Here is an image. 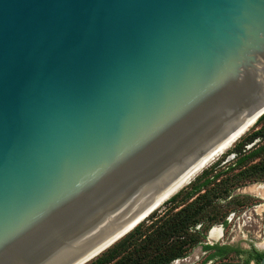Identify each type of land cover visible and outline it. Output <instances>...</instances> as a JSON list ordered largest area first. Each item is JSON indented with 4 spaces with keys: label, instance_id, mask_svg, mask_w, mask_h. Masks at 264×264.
I'll use <instances>...</instances> for the list:
<instances>
[{
    "label": "water",
    "instance_id": "95a60500",
    "mask_svg": "<svg viewBox=\"0 0 264 264\" xmlns=\"http://www.w3.org/2000/svg\"><path fill=\"white\" fill-rule=\"evenodd\" d=\"M263 115L264 0H0V264L90 263Z\"/></svg>",
    "mask_w": 264,
    "mask_h": 264
},
{
    "label": "trees",
    "instance_id": "16d2710c",
    "mask_svg": "<svg viewBox=\"0 0 264 264\" xmlns=\"http://www.w3.org/2000/svg\"><path fill=\"white\" fill-rule=\"evenodd\" d=\"M263 121L264 115L256 125ZM254 139L261 141L249 150H246L248 144L245 142L244 146L242 143L236 144L237 159L226 170L195 184L200 179L197 177L189 188L181 190L164 204L167 206L165 211L160 212L163 205L88 264H170L187 257L193 248L204 242L211 226L227 223L228 212L217 207L214 203L216 199L227 198L241 186L264 181V128L257 131L248 143H253ZM241 146L244 148L239 150ZM235 171L234 175L224 179V176ZM207 173L206 169L202 176ZM204 249L216 250L209 256L210 260L228 259L232 254H248L242 263L223 264H251L252 261L261 264L264 258V252L255 247L250 251L229 245H205Z\"/></svg>",
    "mask_w": 264,
    "mask_h": 264
},
{
    "label": "rangeland",
    "instance_id": "374dc122",
    "mask_svg": "<svg viewBox=\"0 0 264 264\" xmlns=\"http://www.w3.org/2000/svg\"><path fill=\"white\" fill-rule=\"evenodd\" d=\"M264 128V121L256 126L255 129L249 131L247 135L243 136L236 144L244 142L246 145V150H249L250 146L261 139H254L253 143L249 140L254 137V134L257 131H260ZM247 140V141H246ZM258 142L257 144H259ZM236 144L227 151L224 155L218 158L212 165H210L207 170L208 173L205 176H202L201 173L198 177L195 184L202 183L205 179L213 177L217 172L226 170L230 165L235 163L237 159V148ZM244 147H238L242 149ZM258 161V160H257ZM237 171L232 172L224 176L229 178L234 175ZM202 176V177H201ZM197 179V178H196ZM195 179V180H196ZM193 180V181H195ZM192 181V182H193ZM188 185L186 188H189ZM261 188L258 189L260 193H253L252 188ZM184 188V189H186ZM252 190V191H251ZM262 193V194H261ZM264 181L251 183L246 186H241L235 189L227 198L216 199L215 204L219 209H222L227 213L226 224L217 223L211 226V229L207 231L206 238L203 243L199 244L192 249L190 254L181 259H177L170 264H223L224 260H210L208 257L211 254L210 251L204 249L205 245H229L232 247H239L242 249H247L251 243H254L255 246L264 247ZM262 196V197H261ZM180 200V199H179ZM170 207V205L168 206ZM167 209V206H164L160 212H163ZM180 209V208H179ZM219 226L223 230V236L219 240H214L209 237L210 231ZM199 228V226H198ZM236 255H230L227 262L237 263L241 262Z\"/></svg>",
    "mask_w": 264,
    "mask_h": 264
},
{
    "label": "flooded vegetation",
    "instance_id": "af4514ba",
    "mask_svg": "<svg viewBox=\"0 0 264 264\" xmlns=\"http://www.w3.org/2000/svg\"><path fill=\"white\" fill-rule=\"evenodd\" d=\"M217 227H219V226L214 227V228L211 230V232H212L215 228H217ZM211 232L209 233V237H210V238H211V236H210V235H211ZM212 239H213V238H212ZM214 240H216V239H214ZM216 241H217V240H216ZM216 245H217V244H216ZM212 246H214V245H212ZM219 246H225V245H219ZM253 247H255V248H257L258 250L264 252V247L261 248V247L255 246L254 243H251L250 246L247 248V250H250V251H251V250L253 249ZM235 248H238V247H235ZM208 251H210L211 254H213V253L216 252V250H207V252H208ZM211 254H210V255H211ZM210 255H209V256H210ZM232 255H233V254H232ZM234 255H236V254H234ZM236 256H237L239 259L242 260V261L240 262V263H242L243 260L245 259V257L248 256V254H245V255H236ZM208 258H209V257H208ZM219 259H220V258H214V259H212V260H219ZM263 259H264V258H263ZM263 259H262V260H263ZM212 260H211V261H212ZM227 260H228V259H224V262H227ZM261 262H262V261H261ZM251 264H257V263H256V261H252Z\"/></svg>",
    "mask_w": 264,
    "mask_h": 264
},
{
    "label": "bare ground",
    "instance_id": "6f19581e",
    "mask_svg": "<svg viewBox=\"0 0 264 264\" xmlns=\"http://www.w3.org/2000/svg\"><path fill=\"white\" fill-rule=\"evenodd\" d=\"M246 135H247V134H246ZM234 145H235V144H234ZM234 145H233V146H234ZM233 146H232V147H233ZM232 147H231V148H232ZM231 148H230V149H231ZM230 149H229V150H230ZM229 150H227V151H229ZM227 151H226V152H227ZM226 152H225V153H226ZM225 153H224V154H225ZM224 154H223V155H224ZM256 188H257V187L252 188L253 191L251 190L254 194H255V193H260V192H262V191L258 190V189H261V188H258V189H256ZM258 191H260V192H258ZM261 194H262V193H261ZM263 196H264V193H263ZM261 197H262V196H261ZM210 236H211V239L213 238V239L219 240V239H221L222 236H223V230H222L220 227H217V228H215V229L211 232V235H210Z\"/></svg>",
    "mask_w": 264,
    "mask_h": 264
}]
</instances>
